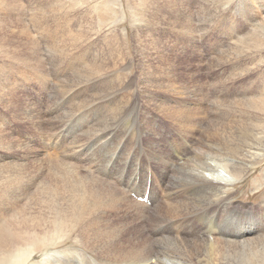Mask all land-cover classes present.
Instances as JSON below:
<instances>
[{
    "label": "bare ground",
    "instance_id": "1",
    "mask_svg": "<svg viewBox=\"0 0 264 264\" xmlns=\"http://www.w3.org/2000/svg\"><path fill=\"white\" fill-rule=\"evenodd\" d=\"M23 1L0 0V100L7 109H12L15 118L32 121L38 116L31 102L22 96V88L11 80L13 72L8 65L26 63L33 71L46 70L45 50H50L52 59L59 61V57L107 28L110 33L107 30L106 35L112 34L113 41L108 39V45L103 49L105 52L97 53L85 70L75 73L74 82L85 83L109 71H119L110 81L108 91L120 86H127L129 90L130 86L138 85L136 90L140 94L135 99L136 108L140 101L147 100L161 108L175 124L188 127L190 123L192 128L172 141L167 156L157 148L148 158L160 164L158 178L168 184L162 181L161 185L118 187L80 173L72 164L63 163L54 171L50 169L49 180L44 179L38 185L40 181L35 184L38 178L26 173L24 161L0 165V203H3L0 217L2 213L6 215L4 220L0 219V264H29L37 255L44 261L33 264L97 263L95 259L88 262L72 248L65 252L63 249L68 246L86 247L109 264H264V205L260 209L251 206L245 210L244 205L234 203L232 195L223 190L241 180L250 166L259 165L264 159V82L261 91L242 92L239 94L242 97L230 101L234 93L201 90L196 85L191 88L182 83L181 75L167 71L164 66L167 65L166 48L160 44L159 35L165 33V23L170 26L174 22L181 23L180 20H189L190 11L183 2V11L177 15L174 4L179 0H132L136 13L135 59L128 58L126 36L114 25L119 20L121 0H55L54 11L51 14L43 11L40 16L34 11H26ZM29 1L32 3L29 8L33 10L34 0ZM95 1L100 4L94 11L84 9ZM196 1L184 0L189 7ZM198 2L207 8L220 7L222 12H229V20L234 24L236 18H242L246 26H252L253 29L238 42L230 56L252 52L264 56V19H259L254 12L256 5L264 11V0ZM233 8L242 11L232 14ZM79 12L93 16L76 25L65 21L68 16ZM60 20H64L61 25L58 24ZM51 23L57 25L54 30ZM34 28H41L47 36L55 38L52 45H41L32 32ZM134 62L135 74L129 72ZM56 77L59 81L64 80L60 73H56ZM49 80L43 73L38 75V82L46 88ZM61 91L64 92L65 88ZM12 93L13 100L10 98ZM192 102L201 105L191 107ZM230 105L235 107L234 115L227 114ZM209 113L213 114L212 118ZM29 147V144L13 139L0 126V153L13 149L31 150ZM84 147L85 143L74 141L69 146L68 155L82 152ZM24 155L23 152L21 157ZM34 161L39 162V159ZM17 173L20 180L15 185ZM182 176L193 185L177 184ZM157 187L162 192L158 193ZM128 192H135L137 197L148 193L152 207L133 200ZM130 201L138 209L144 207L156 220L154 223L158 222L156 226L166 225L152 232V238L146 242H131L132 245L128 246L122 243L126 240L122 239L124 224L118 230L119 225L115 227L117 225L105 214L121 209ZM160 233L162 235L157 236Z\"/></svg>",
    "mask_w": 264,
    "mask_h": 264
},
{
    "label": "rangeland",
    "instance_id": "2",
    "mask_svg": "<svg viewBox=\"0 0 264 264\" xmlns=\"http://www.w3.org/2000/svg\"><path fill=\"white\" fill-rule=\"evenodd\" d=\"M99 1L105 2L107 0ZM99 1L89 3L88 8L84 9L94 11L100 4ZM198 1L200 0L194 2L190 7L184 0L178 1L181 3L180 6L179 3L174 4L178 15L183 11L182 4L184 3L190 11V18L189 20L187 18L185 21L180 20L181 23L174 22L170 26L168 23H165V33L159 35L160 41L162 40L160 44L163 45V48H166L165 55L167 56V61L165 60V63L167 65L165 64L164 66L168 68L167 71L169 70L172 73L175 72L181 75L182 83L188 84L191 88H194L196 85L195 87L201 88V90L234 93L235 95L230 96V101L242 97L239 95L242 92L255 93L261 91L263 89L262 83L264 82V56H260L254 52L236 57L230 56V53L235 51V46L238 42L253 29L252 26H246V22L242 18H236V23L234 24L233 20H229V12H222L220 7L215 8L211 6L207 8ZM55 2V0H34L35 6H33V10H30L32 3L29 0H24L23 4L26 11H34L40 16L43 11L51 14L50 12H53L55 8V5L53 6ZM119 3L121 4H119V8L121 7L119 20L114 25L126 36L129 44L127 48L128 58L135 59L136 50L133 33L134 25L136 24V13H134L133 1L121 0ZM235 3H233V6ZM123 8L124 11L126 10L125 13ZM241 11H237L236 8L231 9L232 14ZM254 12L259 19H264V11L257 5ZM88 16H93V14L79 12L71 15L72 19L68 16L65 21L76 25L77 22H85L83 20L84 18L87 19ZM26 22L29 24V21ZM62 22L64 20H60L58 24L61 25ZM51 24L54 30L56 23ZM38 29L34 28L32 31L36 40L43 46L52 45L55 38L47 36L46 32L42 31L41 28ZM105 29L101 32L102 34L100 33L101 35L96 34L95 36H91L73 51L70 50L63 57H59V61L52 59L53 54L50 50H45L46 70L33 71L31 65L29 66L26 63H23L25 66L23 64L8 65V68H12L13 72L11 80L18 84L19 88H22V96L31 102L34 112L37 111L38 117L32 121L15 118L12 109H7L5 104L0 100V126L13 139L29 144V148L31 149L26 151L13 149L1 152L0 155L3 158L0 159V165H11V163H21L24 161V165L27 167L26 173H29L30 177L38 178L35 182L36 184L40 181L38 185L44 179L46 181L49 180L50 169L53 170L55 167H61L59 165L63 163L72 164L73 169H78L80 173L91 175L97 180H104L118 187L119 185L124 187L125 185L162 184L163 180H159L158 178L160 164L157 161L153 163V160H149L148 158L153 155L157 148H160L159 150L162 149L161 151L167 156L166 153L171 149L172 141L175 138L184 136L186 132L191 131L190 128L192 127H189L190 123L188 127L175 124L163 113L161 108L159 109V107L147 100L140 101L139 106L136 108L135 99L140 94L139 90H136L138 85L130 86L129 90L127 86H120L108 91L110 81L116 78L119 71L117 73L113 72V70L109 71L101 76L89 79L85 83L79 84L78 80L76 83L74 82L73 76L75 73L85 70L84 67L93 62L92 59L97 53L105 52L106 49H103L108 45L106 43L108 39L110 42L113 41L112 34L106 35V31L108 30L107 32H109L110 30ZM40 31L41 33H37ZM65 32L67 33V30ZM253 61L254 63L250 64ZM133 65L129 72L135 74L137 70L135 62ZM54 71L60 73L61 77H63L61 79L64 80L59 81ZM62 72L65 73L63 74ZM42 73L50 79L47 88L38 82V75ZM105 75L107 77H104ZM61 84L63 87L60 86ZM68 84L71 85L69 86ZM64 88L65 91L62 92L61 89ZM16 93L17 89L14 94L16 95ZM10 98L13 100V93ZM118 100L120 103H118ZM199 105L201 104L192 102L191 107H198ZM210 108L208 107L209 110ZM233 109L235 110V107L228 106L227 114L234 115L232 113ZM208 116L212 118L213 114L209 113ZM82 123L84 124L83 126ZM200 130L202 132L203 128ZM173 131L174 134H172ZM74 141L85 143L84 148L86 151L82 150V152L74 153L72 156L68 155L70 153L69 146ZM89 147L91 148L88 149ZM35 150L42 153V155L40 156ZM23 152L25 153V157H21ZM173 158L175 159V156ZM36 159H39V162H35L34 160ZM50 160L52 161L50 162ZM53 161L56 162L54 163ZM260 162L259 165L250 166V169L246 171L241 180L223 189L232 195L231 200L234 203L244 205L245 210L251 206H258L256 208L260 209L259 207L264 205V159H261ZM171 170L173 171L174 168H171ZM16 175L15 180L17 181L15 185L20 180L19 174L17 173ZM183 178L184 176L180 177V180H176L177 184L193 185L191 181ZM163 182L168 184L166 181ZM157 189L159 193L161 191L160 187H157ZM128 194L133 200L138 201L135 192H128ZM127 204H123L121 209L116 208L117 210L114 209L105 214L106 218L112 220L115 225H119V227L118 225L115 226L118 227V230L124 224L122 229L125 231L123 232L122 239L126 240L122 243H125V245L130 246L132 243L146 242L149 237L152 238V232L158 231L160 227L166 225L156 226L158 222L154 223L156 220L152 219V215L150 213L149 215L144 207L138 209L137 206H133L132 201ZM147 206L152 207V204L151 206ZM2 208L3 203H0V210ZM141 209L143 210L141 211ZM2 214L0 219L4 220L6 215L5 213ZM160 235L162 234L160 233L157 236ZM71 248L82 254L87 261L95 259V262H97L95 264H109L106 259H99L97 254L86 247L68 246L63 250L69 251ZM43 261L44 259L37 255L30 263H40Z\"/></svg>",
    "mask_w": 264,
    "mask_h": 264
}]
</instances>
